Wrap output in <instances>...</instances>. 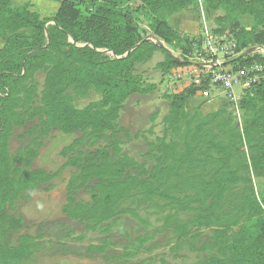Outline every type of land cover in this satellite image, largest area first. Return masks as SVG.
Segmentation results:
<instances>
[{"label":"trees","instance_id":"trees-1","mask_svg":"<svg viewBox=\"0 0 264 264\" xmlns=\"http://www.w3.org/2000/svg\"><path fill=\"white\" fill-rule=\"evenodd\" d=\"M53 1L59 8L50 17L32 2L0 0V264H23L39 249L43 237L24 231L18 207L37 190L52 191L67 170L62 213L89 231L106 230L121 214L152 210L161 216L157 230L179 243L199 240L203 229L211 232L200 248L210 253L201 264H264V192L255 189V179L264 183V82L245 91L235 105L238 114L230 100L208 113L190 107L189 98L209 87V77L165 93L162 132L154 140L145 137L143 162L124 145L153 127L132 136L121 124L128 101L157 88L139 65L157 52L164 55L156 66L164 75L192 64L190 56L142 41L139 30H152L193 55L202 48L201 34L183 33L169 18L203 6L216 12L215 33L231 35L242 53L264 47V0ZM245 17L252 23L245 25ZM256 61L264 62V54L235 57L223 66L236 70ZM91 92L100 98L78 107L76 99ZM54 129L76 135L60 151L63 164L56 170L34 167ZM19 130L28 143L14 153L11 142ZM136 240V251L126 250L122 259L149 241ZM106 251L107 244L89 248Z\"/></svg>","mask_w":264,"mask_h":264},{"label":"rangeland","instance_id":"rangeland-1","mask_svg":"<svg viewBox=\"0 0 264 264\" xmlns=\"http://www.w3.org/2000/svg\"><path fill=\"white\" fill-rule=\"evenodd\" d=\"M31 1L37 3L42 16L51 17L56 13L55 10L50 9L47 0H16V3ZM248 19L244 18L245 25H249ZM144 25L148 23L144 22ZM139 31L144 37L154 33L152 30L149 33ZM164 44L176 57H181L182 54L192 56L190 49H179L165 42ZM259 52L264 54V47H261ZM154 64L152 62L150 65ZM142 69L143 67L140 66L139 72L143 74L145 71ZM147 79L153 82L159 81L155 76ZM169 83L171 82L167 85ZM156 85L157 88L152 93L142 97H132L122 114L121 124L131 131L132 136L153 127V133L147 132L140 138H131L124 145V149L139 162L145 160L144 154L148 150L145 137L154 140L162 132V119L168 111L164 94L174 91L165 84L162 87ZM99 98L100 95L91 92L84 98L76 99V105L82 108ZM230 103L232 111L238 114L235 104L232 101ZM154 113L157 116L153 121L151 117ZM21 135L22 132L19 130L12 139L11 151L14 153L28 143V140ZM75 136L54 129L45 138L40 156L33 166L47 170L58 169L64 162L60 151L72 142ZM70 174L71 171L67 170L55 180L56 187L52 191L37 190L20 203L17 211L24 216V231L35 236L41 234L43 237L38 240L39 249L23 264H163L162 261H166L167 264H201L209 256L208 251L200 249L203 241L211 235L209 230L203 229V236L199 240L179 243L172 234L157 230L162 224L161 216L152 210H139L138 216L130 213L121 214L109 223L106 230H87L80 222L71 220L62 213V206L66 202V182ZM255 189L258 195H261L264 192V183L255 179ZM137 237H148L149 241L145 244L147 248H142L130 258L122 259L120 256L126 250H135L139 246ZM105 244H107L106 255L89 252L91 245Z\"/></svg>","mask_w":264,"mask_h":264},{"label":"built area","instance_id":"built-area-1","mask_svg":"<svg viewBox=\"0 0 264 264\" xmlns=\"http://www.w3.org/2000/svg\"><path fill=\"white\" fill-rule=\"evenodd\" d=\"M201 36V50L195 51L189 57L195 63L192 72L193 83L200 85L209 77L210 85L223 88L228 99L237 105L245 91L264 82V62L256 61L236 70L223 66L226 61L240 54L237 51V43L231 35L215 33L204 20Z\"/></svg>","mask_w":264,"mask_h":264},{"label":"crops","instance_id":"crops-1","mask_svg":"<svg viewBox=\"0 0 264 264\" xmlns=\"http://www.w3.org/2000/svg\"><path fill=\"white\" fill-rule=\"evenodd\" d=\"M16 2V0H15ZM32 2V1H31ZM48 2L50 9L55 11L59 8V3L51 0ZM35 7H37V3L32 2ZM38 9V7H37ZM193 9V10H192ZM216 12L211 10H206L203 6H200L198 9H194L192 7L185 9L182 12L176 13L169 18V23L174 26L176 29L183 33H187L193 36L200 35L203 28V21L206 20L208 24L214 29L216 27L214 17ZM205 16V19L203 20ZM248 19V17H245ZM250 20V19H248ZM252 21L250 20V24ZM200 32V34H199ZM155 60V61H154ZM164 60V55L161 52H157L149 62L139 65V67H143V71L145 73H141L143 78L148 83L158 84L162 87V85H167L168 88H173L174 93L184 91L186 88L193 84V76L192 72L195 69V63L192 62L190 65L181 66L178 68L172 69V71L166 75L158 69L156 66L159 62ZM154 62V65H150ZM155 68V69H154ZM229 68V67H228ZM230 69V68H229ZM147 71V72H146ZM155 76L159 79V81L153 82L152 80H148ZM169 90V89H168ZM170 93V92H167ZM228 101V96L226 91L220 86L210 85L204 91H199L195 96L189 98V105L192 108L201 107V109L208 113L212 110H217L223 101Z\"/></svg>","mask_w":264,"mask_h":264},{"label":"water","instance_id":"water-1","mask_svg":"<svg viewBox=\"0 0 264 264\" xmlns=\"http://www.w3.org/2000/svg\"><path fill=\"white\" fill-rule=\"evenodd\" d=\"M146 40L147 41H151V42H153V43H155V44H157L159 46L166 47L164 42L154 33L148 34L142 41H146ZM139 44L140 43H138L136 46H134L131 50L127 51L124 55L118 56V58L127 57L133 50H135L139 46ZM79 46H84V45H79ZM260 50H261V47H259V46H251L248 49H246L245 51H243L242 53H240L236 58H243V57H246V56H248L250 54L259 52ZM98 51L112 53L110 50H100V49H98ZM170 54L173 55L171 51H170Z\"/></svg>","mask_w":264,"mask_h":264}]
</instances>
